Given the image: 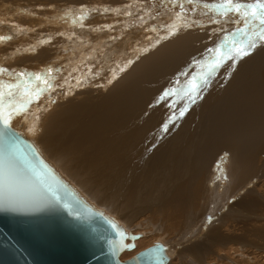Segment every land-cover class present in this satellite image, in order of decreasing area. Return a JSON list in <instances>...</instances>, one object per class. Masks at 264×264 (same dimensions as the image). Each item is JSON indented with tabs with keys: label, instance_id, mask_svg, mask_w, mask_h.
I'll return each instance as SVG.
<instances>
[{
	"label": "rangeland",
	"instance_id": "obj_1",
	"mask_svg": "<svg viewBox=\"0 0 264 264\" xmlns=\"http://www.w3.org/2000/svg\"><path fill=\"white\" fill-rule=\"evenodd\" d=\"M128 3L129 0H0V27H8L10 33L6 36H11V39L0 41V66L9 69L11 73L17 69H25L24 72L27 74L31 72L37 73L38 71V73L42 74L49 60L50 62L51 60H55L52 62L55 63L57 60H60V57H66L64 59H67L71 58L72 55L75 57L74 54H76V59H78L82 54L77 55V53L79 54L80 51L83 49L85 50L88 45L91 44L84 46L85 48L82 46V49L79 48L80 45L78 43L71 44L72 47L68 45L70 48L69 51H66L68 50L66 46L64 50H61V47L58 50L60 54L58 51L56 52V55H58H55L56 58L54 57L55 51L51 52L50 50V52H48L47 50L43 55L37 57L36 53H31L33 52L32 49L28 47L23 48L21 44H34L33 41L39 38L42 39L43 37L51 36L54 38L56 33L60 31L68 32L69 30L68 33H71L77 30L76 33L79 32L81 28L79 25H73L71 20L73 17L81 15V13L76 11L81 5L88 6V8L85 9V18L82 22L85 25L89 24L88 27L91 28L96 27L94 23L97 25H105L109 23V21L115 22L116 19L118 20L119 17H122L119 15L118 11L101 15L99 11H96L97 8L113 6L111 8L120 9ZM161 7L162 6H159V10H164V8ZM69 9H71V11H69ZM65 15L68 17L67 21L64 19ZM121 19L127 20V22H133L130 17H122ZM89 29L84 32V35L93 33V31H89ZM2 30L7 32V29ZM11 32L13 33L11 34ZM107 33L108 32H102L101 36L94 35L93 40L95 43L93 44L99 42L97 39L100 40V42L106 41L108 38L106 35H116V32ZM217 35L221 38L223 33L212 35L211 37H213L214 40L207 42L208 44L203 43L204 45L201 43L204 40H201V42H199L200 40H196L198 41L197 43L195 40L186 39L184 36L179 35L176 38L175 36L173 37L171 45H177L173 48L178 51L181 50L182 52L183 47H185L186 49L184 48V50L190 55L191 53H196L198 47L200 48L201 46L202 48L203 46L201 50L203 52L198 54L199 60L192 63L193 67H191L190 64V69L185 72L189 74V79L197 73H202L205 69V72L208 71L206 57L209 54L206 53V49L213 47L219 42L220 39L216 37ZM177 38H179V40ZM169 39L171 40V38ZM169 39H167L168 42H170ZM159 40L161 41L155 43L156 46L151 44L152 47L144 51L141 50L148 47L143 48L141 45L134 48V51H130L133 47L132 43H138V40L134 42L131 40H122V42L120 41L112 47L105 48V50H103L104 55H96L97 59L100 61L98 66L103 69L99 78L84 83L82 87H73L67 95L64 94L63 89H57L55 92L51 93V97L47 96L49 97V101L43 104L40 103L39 107L33 105L32 111L34 115L40 111L39 114L36 115L39 117L38 121L21 119L22 122L26 124L19 125L23 127L26 135H28L32 141L38 143L44 155L48 157L58 170L60 169L59 164L63 162L64 157L68 155L69 173L76 177V181H74L73 184L78 187L79 185L77 183H82L81 185L83 188L88 191L84 193L87 194L88 199L91 201L92 197L95 196L99 201L100 204L96 203L94 204L95 206L103 209L114 218H117L127 229L142 233L141 236L137 237L135 240V249L125 251L120 255L121 259L132 255L140 248H143L155 240H161L167 244V253L170 255V260L166 264H264V95L262 96V94H264L262 93L264 92V43L258 44V47L255 48L256 50L253 49L250 56L248 55L252 57L256 69L250 71L247 80L249 81L251 78L255 80V83L251 85L254 89L258 87L257 89L260 91V96L252 97V94L249 95L250 92H248L247 97H241V99L244 98L243 101H246L244 102L245 104H242L245 107L247 106L246 104H249L248 107H253L254 105L261 107V111H255L252 114L245 108L248 110L246 112L249 116L254 117L249 120L251 123L248 124L249 127L242 128L235 125L239 120L238 115L235 116V120H233L235 124H232L231 127L225 124H223L224 129L223 125H221L222 127L217 126L219 124L218 122H223L225 120L224 117L228 115V112L220 110L223 115L222 117V115L218 113L219 110L209 109L207 105L209 104L213 107V105L217 103V108L223 109V102L226 98V96H224V91L227 89L215 96L214 100L217 99L214 104L209 101H206L205 104L203 96L204 94H208L209 91L203 92V90H201L200 98L195 104L185 101L183 93L174 97V100L177 102V108L183 106V104L187 102L190 104L187 109L191 110H186L182 118L176 119L177 122L175 121L174 124H170V128L166 133L161 131V125L165 123L163 121L167 120L170 113L168 111L163 112L162 109L166 108L164 106H166L167 102H161L153 112H146L147 115L150 113V116L148 118L145 117L142 122L138 123L140 127L137 132L126 129L124 131L123 129L119 131L118 123L113 125L109 122L106 124V127L97 131L99 134L96 132L91 139H88L89 141L87 144L89 143V146L79 145L77 147L76 144H74V141H79L80 138H83V140L85 139L84 137L86 136L84 133H87L85 131L88 129L85 128V126H88L86 124L92 122H87L88 118L96 116L95 118L99 117L101 120L107 100H109L111 104L114 103L116 106H122L123 99L126 101L128 98H135L134 94H137L138 96L136 97L138 98H144V95L149 92L148 89L151 87L152 90H150V93L152 94L151 97L154 95V98H152L154 100L169 87L175 85L177 88H181L184 86L183 82L186 80L184 79V75L181 74V70H178V72L174 74L170 72V77L164 85H160L161 83L159 81L148 84L153 79H159L164 76L161 69L166 72L174 65L172 64V60L176 57V54H171V48L167 45L166 40ZM93 44L91 45L92 47ZM178 45H181V47ZM187 45L189 49H187ZM178 47L180 49H178ZM21 48H23V50H21ZM128 51L131 53H127ZM204 54L205 56H202ZM32 56L33 58H31ZM102 56L103 58H101ZM168 56L170 58H168ZM150 57L151 61L149 60ZM191 57L188 59L193 60V58L197 56L192 55ZM245 57L242 59L247 62L248 60H245ZM20 58L28 59L26 60L27 62L23 61L24 64L27 65L33 63L35 61L34 58L40 59L37 60L38 63L36 67L24 68L23 62L19 65L17 64L22 60ZM167 58L168 61H166ZM72 59L70 61H73ZM128 60H132L133 62L128 64ZM198 61L200 63H197ZM75 63L78 62H73L71 66H74ZM231 63L233 62L231 61L229 63L228 61L230 69L232 68ZM63 64H59L57 67L62 69H69L71 67L69 62L66 63V66L64 65L62 67ZM54 65H52V67ZM57 67L55 66V68ZM121 68L124 70L121 71ZM194 68L197 69V71H195ZM224 69V74L227 76L226 78L232 77L230 73L228 75V69L225 66ZM55 74L56 73H54V75ZM224 74H220L216 71L213 72L211 76L219 83L223 80L221 76H224ZM211 76H209V80L212 79ZM255 77L257 79H255ZM1 79L3 80V76ZM178 79H182V83L177 84L176 81ZM186 79H188V75ZM227 79H225V81ZM10 80H13V82L15 81V79ZM109 80H111V83L108 82ZM58 81L60 82L59 79H57V83ZM20 84L21 87L23 86L24 88V84L21 81ZM230 84L228 88L231 86ZM0 85L2 91H4L3 81H0ZM156 86L158 89H156ZM216 86L218 85L216 84L214 87ZM253 88L250 90L254 91V94L257 93ZM157 94L159 95L158 97ZM257 97L259 98L257 99ZM50 99L55 100V103H51ZM115 102H117V104ZM196 104L199 106L201 105V109L199 106H196ZM143 110L144 108L139 104L138 109L133 110V114H129H132V118H141ZM167 110H169V108ZM62 113L64 115L59 121L56 116H60ZM213 113H216L218 117L220 115L222 118L221 121L219 120L220 117L218 118ZM247 113H244L245 116H247L245 120L249 117ZM125 114L127 113L119 117ZM78 115L84 118L81 122L78 118V121L76 120L74 123V117H79ZM214 115L217 117L218 124L214 122L216 121ZM17 119L16 121L18 122ZM178 122L180 123L179 125ZM244 124L243 122L241 125ZM132 126V122L129 123V127ZM228 126L230 127V131L227 129L229 128ZM28 128H32L34 131L30 132ZM143 128H145L146 132ZM139 131L141 135H139ZM152 133L156 136L155 138L151 135ZM82 135H84V137ZM136 136H138V138L140 137L139 139L141 140H137ZM167 137L170 138L168 139ZM127 138L128 140L131 138V143L130 140L128 143V140H126ZM144 138L148 140L146 141ZM152 140L155 141V143ZM163 140H166L168 145ZM188 140H190L189 143L193 142L194 145L188 144ZM171 141L173 143H171ZM177 143L180 144V148L175 146ZM129 144L133 145L130 146ZM139 144H141L142 149ZM72 146L76 148L73 149L71 148ZM155 146L158 147L156 148ZM134 147L136 149H133ZM193 147L194 150L191 151ZM174 148L179 151L178 153V151L175 150L178 154H175ZM170 149H172V152ZM154 151L156 152L155 154ZM149 155L152 156V161H149L151 158ZM60 156L63 158L60 162H57ZM154 156H156V158ZM149 163L152 164L153 167H150L148 165ZM140 164L143 165L141 166ZM145 165V170L147 171L144 173L143 168ZM59 171L68 179L66 176L67 173L61 170ZM145 176L147 177L144 178ZM161 187L163 189H161ZM208 217H212L211 222L208 221Z\"/></svg>",
	"mask_w": 264,
	"mask_h": 264
},
{
	"label": "snow or ice",
	"instance_id": "obj_2",
	"mask_svg": "<svg viewBox=\"0 0 264 264\" xmlns=\"http://www.w3.org/2000/svg\"><path fill=\"white\" fill-rule=\"evenodd\" d=\"M159 6L166 9V15H169L171 22L156 25L154 22L162 19ZM191 6V7H189ZM87 5H81L76 11L81 13L80 16L72 18L73 25H79L81 29L87 28L82 21L85 18V9ZM198 9H213L217 15L209 16L207 23L201 19L195 18L197 15L205 16L207 13ZM71 11V9H69ZM101 15L118 11L122 17H130L134 22V26L140 27L144 32H158L164 29L167 35H173V28H176L175 20H182L180 27L185 29L205 28L211 24H218L220 27L211 29L209 38L217 33H223L221 39L213 47L206 49L209 54L206 57L208 71L197 73L183 82L184 86L177 88L175 85L165 89L158 97V102H167L166 106L170 109V115L162 125L161 131L168 132L169 125L174 124L176 119L182 118L188 108V103L195 104L200 98V91L203 86L209 85V76L213 72L219 70L225 63L232 61V67L239 59L250 55L258 44L264 43V0H255V3H238L234 0H221L220 3H202L201 0H129V3L120 9L111 7L97 8ZM67 21L68 17L65 15ZM243 26L235 27L233 31L227 29V24ZM126 24L124 19L115 21L113 24L97 25L89 30L93 32H117L116 35H109L107 41L103 42V46L107 47L121 39L123 33L118 32V25ZM58 36H65L63 31L57 32ZM69 41L77 40L82 46L88 44L77 36L76 32L66 37ZM165 37H158L163 39ZM11 39V36H0V41ZM51 42L52 37L46 38ZM145 39L151 40L152 37L146 36ZM99 52L104 55L103 48L91 47L89 55H81L79 62L70 69L54 68L49 66L45 73H37L34 75L25 72H16L15 81L8 84L7 92L0 90V124L5 130L11 128V121L14 117L22 120L32 119L38 121L39 117L34 115L32 106H40L42 98L47 94L51 97V93L57 89H63L67 95L73 87H82L84 83L91 82L101 76L103 71L98 65L100 61L96 55L92 53ZM133 61L128 60L131 64ZM72 61L69 64L72 65ZM197 63H200L199 61ZM121 71L124 69L121 68ZM66 71V74L64 72ZM9 69L0 67V76L8 73ZM56 73V75H53ZM28 75L25 85L31 83L34 78L37 82L34 87L25 86L21 88L20 81ZM185 77L188 74L183 73ZM59 79L61 82L56 83ZM111 83V80L108 81ZM177 84L182 83L179 79ZM184 94L187 101L183 106L177 108V102L174 100L176 95ZM19 98V99H17ZM51 103L55 100L50 99ZM28 131H34L29 128ZM47 173L44 169L35 167L22 166L15 154L11 151L7 156L0 157V207L19 210L22 206L46 207L51 206L62 200L56 190H53L46 179ZM226 178V177H225ZM212 217H208L211 222Z\"/></svg>",
	"mask_w": 264,
	"mask_h": 264
},
{
	"label": "water",
	"instance_id": "obj_3",
	"mask_svg": "<svg viewBox=\"0 0 264 264\" xmlns=\"http://www.w3.org/2000/svg\"><path fill=\"white\" fill-rule=\"evenodd\" d=\"M10 82L13 80L3 78L6 91ZM16 119H12L8 130L0 124V157L11 151L22 166L44 169L48 184L62 200L46 207L26 205L19 210L0 207V264L169 262L167 244L161 240L121 259V251L134 248L135 239L142 233L127 229L117 218L95 206L87 194L61 174L38 143L15 126ZM17 120L20 125L26 124Z\"/></svg>",
	"mask_w": 264,
	"mask_h": 264
},
{
	"label": "bare ground",
	"instance_id": "obj_4",
	"mask_svg": "<svg viewBox=\"0 0 264 264\" xmlns=\"http://www.w3.org/2000/svg\"><path fill=\"white\" fill-rule=\"evenodd\" d=\"M201 2L202 3H209V4H212V3H220L221 2V0H201ZM234 2H238V3H255V0H234ZM115 4H117V3H115ZM101 5V4H100ZM112 5V4H111ZM111 7H113V6H111ZM123 7V6H122ZM189 7H191V6H189ZM117 8V7H116ZM162 8V7H161ZM160 8V9H161ZM160 11V13H161V17H162V19H159V20H157V21H155L154 23L156 24V25H159V24H161V23H169V22H171L170 21V19H169V15H166V9H164V10H159ZM200 11H203V12H205V13H207V15H205V16H199V15H197L195 18H197V19H201L204 23H207V19H208V17L209 16H213V15H217L218 16V14H217V12L215 11V10H213V9H198V12H200ZM117 13V12H116ZM119 13V12H118ZM52 15V14H51ZM98 15H99V13H98ZM112 15V14H111ZM120 15V14H119ZM54 16V15H53ZM114 17V16H113ZM119 17V16H118ZM45 18V17H44ZM120 19L122 18V17H119ZM119 18H118V20H119ZM117 20V19H116ZM115 20V21H116ZM65 21V20H64ZM126 22H127V20H126ZM91 23V22H90ZM114 22L113 21H109V23H107V24H113ZM175 24L177 25V27L176 28H173L172 29V32L174 33L173 35H167L166 34V32H165V30L164 29H160L158 32H151V31H149V32H144L140 27H138V26H134V22H131V21H129V22H127L126 24H120V25H118V32H120V33H123V35L121 36V39L120 40H118V41H116V42H114V43H111L109 46H107V47H104L103 46V42H100V40H98L97 39V41H99L97 44H93V43H95V41L93 40V38H94V35H99V36H101V34H102V32H93L92 34L90 33H88V34H86V35H84L85 33L84 32H86L87 31V29H89L90 27H87V28H84V29H80L79 30V32H77L76 34H78L77 36L78 37H80L81 39H83L84 41H87L88 42V44H93V46L94 47H96V48H103V50H105V48H108V47H112V46H114V45H116L117 43H119L120 41L122 42V40H124V41H126V40H131L132 42H134V41H136V40H138V43L137 42H134V44L132 43V49H130V51H134V48H136L137 46H139V45H141V47H143V48H146V47H148V48H146V49H142L141 51H144V50H147V49H150V47H152L151 46V44H153V45H155V43H157L156 41H157V38L158 37H165V38H163L162 40H166L167 41V39H169V38H171V40H170V42H168L167 41V45L171 48V54H176L175 56L176 57H174L173 55V62H172V64H174L173 65V67L172 66H170V67H172L169 71H166V72H164L163 71V69H161V71H162V73H163V75L164 76H162V77H160L159 79H153L152 81H150L148 84H150L151 82H160L159 84L160 85H164V84H166V82H167V80L169 79V77H170V72H172V74H174V73H176V72H178V70H181V74H183V73H185L186 71H188L189 69H190V64H191V67H193L192 66V63H194L196 60H199L198 58V54H200V52H203V51H201L202 50V48H203V46H202V48H201V46H200V48L198 47V50H200V51H196V53H191V55L189 54V53H187V51H185L184 50V48L185 47H183V51L181 52V50L180 51H178V50H176V49H174L173 47L174 46H177L176 44L174 45V46H172L171 45V41L173 40V37L175 36V38L177 37V36H184V37H186V39H189V40H200L199 42H201V40H204L203 42H201L202 44L203 43H207V42H209V41H211V40H214V38L213 37H211V38H209V32L211 31V29H214V28H217V27H220V25H218V24H211V25H209L208 27H205V28H203V29H201V28H192V29H185V28H183V27H180V25L182 24V20H180V19H177V20H175ZM89 24H86V26H88ZM94 25H96L97 26V24L96 23H94ZM93 25V26H94ZM48 26V25H47ZM92 26V25H91ZM239 26H243L242 24H240V25H236V24H233L232 22H229L228 24H227V29L229 30V31H233L234 29H235V27H239ZM59 27V26H58ZM63 27V26H62ZM60 28V27H59ZM64 28V27H63ZM92 28V27H91ZM2 29H7L6 31L7 32H4ZM60 29H62V28H60ZM68 29H70V28H68ZM67 29V30H68ZM64 30V29H63ZM77 31V30H76ZM76 31H74V32H76ZM64 33H65V36H58V35H55L54 36V38H52L51 39V42H48L47 41V37H43L42 39H40L39 37V39H36L35 41H33V43L34 44H28V43H23V44H21V45H23V48L24 47H28V48H30V49H32L33 50V52H31L32 54H37V57H40L41 55H43V53H45V52H47V50H48V52H50V50H51V52H54L55 51V54H54V57L56 58V56H58V55H56V52L59 50V48H61V50H64V48H65V46H66V49L68 48V50H66V51H69V46H71V44H76V43H78L79 45H80V47L79 48H83L82 47V45H81V43L77 40L76 42H73V41H69L66 37L68 36V35H66V34H69V35H71V33H68L69 32V30H68V32H66V31H63ZM10 33V30H9V28L8 27H4V26H1L0 27V36H6V35H8ZM13 32H11V34H12ZM54 33H56V32H54ZM109 33V32H108ZM107 33V34H108ZM111 33V32H110ZM115 34H117V32L115 33ZM137 34V35H136ZM183 34V35H182ZM41 35V34H40ZM111 35V34H110ZM146 36H150V37H152V39L151 40H148V39H145V37ZM221 36V35H220ZM103 37H104V35H103ZM106 37H108L107 35H106ZM216 37H218V35L216 36ZM126 38V39H125ZM174 38V39H175ZM179 38H181V37H179ZM179 38H177L178 40H179ZM219 38V37H218ZM217 38V39H218ZM134 39V40H133ZM219 39H221V38H219ZM218 39V40H219ZM217 40V41H218ZM104 41V40H103ZM107 41V40H106ZM159 41H161V40H159ZM180 42V41H179ZM197 43H198V41H196ZM124 43V42H123ZM188 43H190V42H188ZM201 43H199V44H201ZM78 44H77V46H78ZM87 44V45H88ZM122 44V43H121ZM179 44H182V43H179ZM194 44V43H193ZM192 44V45H193ZM208 44V43H207ZM69 45V46H68ZM91 45H88V47L84 50H82V51H80V53L78 54L77 53V55H81V54H83V55H89L90 53H91ZM136 45V46H135ZM149 45V46H148ZM183 45V44H182ZM204 45V44H203ZM68 46V47H67ZM156 46V45H155ZM179 46V45H178ZM44 47H47V48H44ZM72 47V46H71ZM179 47H181V45L179 46ZM178 47V49H180ZM193 47V46H192ZM258 47V46H257ZM23 48H21V50H23ZM85 48V47H84ZM118 48V47H117ZM176 48V47H175ZM110 49V48H109ZM153 49V48H152ZM155 49V48H154ZM186 49V48H185ZM187 49H189V46L187 45ZM80 50V49H79ZM163 50V49H162ZM196 50V49H195ZM254 50H256V49H254ZM130 51H128L127 53H129ZM178 51V52H177ZM191 52V51H190ZM194 52V51H193ZM253 52V51H252ZM58 53L60 54V52L58 51ZM131 53V52H130ZM179 53V54H178ZM207 53V52H206ZM11 54V53H10ZM27 55H29L28 53H26ZM93 55H97V54H99V52H97V53H92ZM168 54V53H167ZM170 54V55H171ZM189 54V55H188ZM251 54V53H250ZM16 55V54H15ZM51 55H53V54H51ZM56 55V56H55ZM75 55V57L73 56V59H72V56H71V58H67V59H64V58H66V57H64V58H62V57H60V60H57V62H55V63H52V62H54L55 60H51V62H50V60L48 61V65H46L45 67H44V71H43V73H45L46 72V70H47V68L49 67V66H52V65H54L53 67L55 68V66L57 67L59 64H63V63H65V64H63L62 65V67L65 65H67L66 63H68L71 59L73 60L72 62H79L78 61V59H76L77 57H76V54H74ZM169 55V54H168ZM197 56V57H195V58H193V60H189L188 58L189 57H191V56ZM34 56V55H33ZM33 56L31 57V58H33ZM48 56V55H47ZM50 56V55H49ZM171 56V57H172ZM202 56H205V54L204 55H202ZM250 56V55H249ZM248 56V57H249ZM35 57H36V55H35ZM245 57L246 59L245 60H248L247 62H245V61H243V59L241 58V59H239L238 60V62H236L235 63V66L234 67H232L231 69H230V66H229V64H228V62H227V65H226V63L219 69V70H217V72L218 73H220V74H224L225 73V69H224V66L228 69V75H229V73L231 74L230 76H232V77H230V78H226L227 76L224 74V76H221V77H223V80L221 81V82H217V81H215V79H213L212 78V76H211V78L212 79H210L209 80V85L208 86H203L202 88H201V90H203V92L204 91H209L208 92V94H204V101H205V104H206V101H209V102H212V104H214L215 103V100L217 99H215L214 100V98H215V96L217 95V94H221V92L222 91H224V90H226V91H224L225 93H224V96H226V98H225V100H224V102H223V104H224V108L222 109V108H217V103L215 104V105H213V107L211 106V105H207V108H212V109H216V110H219V114H221L222 115V112H220V110H225L226 112H228V115H224L225 117H224V121L222 122L221 121V116L219 115V117H220V121L222 122H218L217 123V117H218V115H216V113H217V111H216V113H213V114H215L214 116L216 117V121H214L216 124H218L217 126H221V125H223V124H225V125H230V127L232 126V124H235V122H233V120H235L234 118H235V116L236 115H238L239 116V120L236 122V126L237 127H242V128H245V127H247L248 126V124H251L250 122H249V120L250 119H252V118H254V117H250L249 116V114L246 112V111H248L249 110V112L252 114L253 112H255V111H261V107L259 106H253V107H255V108H253V107H248L249 106V104H246L247 106L245 107L242 103H244V102H246V101H243V99L244 98H242L241 99V97H247V93L248 92H250L249 93V95H251L252 94V97H256V96H260V91L257 89L258 87H256V89H254L253 88V86L251 85V84H254L255 83V80H253L252 78L248 81L247 80V76L250 74V71H254L255 69H256V65L254 64V62H253V60H252V57ZM62 58V59H61ZM101 58H103V56L101 57ZM168 58H170L169 56H168ZM168 58H167V60L166 61H168ZM192 58V57H191ZM203 58V57H202ZM20 59H22L19 63H17L18 65L19 64H21L23 61H26V60H28V59H24V58H20ZM35 59V61L33 62V63H29L28 65L27 64H24V62H23V66H25L24 68H27V67H36V65H37V60L38 59H40V58H34ZM54 59V58H53ZM151 59V57L149 58V60ZM166 59V58H165ZM148 61V60H147ZM151 61V60H150ZM188 61V62H187ZM190 61V62H189ZM27 62V61H26ZM149 62V61H148ZM207 62V61H206ZM231 61H229V63H230ZM166 63H168V62H166ZM241 63H242V65H241ZM45 64V63H44ZM43 64V65H44ZM76 64V63H75ZM232 64V63H231ZM27 65V66H26ZM70 65V64H69ZM199 65V64H198ZM197 65V66H198ZM205 65V64H204ZM22 66V65H21ZM71 66V65H70ZM167 66V65H166ZM1 67V66H0ZM61 67V66H60ZM104 67V66H103ZM169 67V66H168ZM195 67V66H194ZM202 67V66H201ZM18 68H20V67H18ZM58 68V67H57ZM69 68V67H68ZM162 68V67H161ZM203 68V67H202ZM206 68V67H205ZM70 69V68H69ZM167 69V68H166ZM193 69V68H192ZM195 69V68H194ZM206 70V69H205ZM205 70L203 71V72H205ZM259 70V69H258ZM25 71V69L24 70H22V69H17L16 71H12L13 73H11V71L10 72H8V73H5L4 75H2L3 76V78L4 79H6V78H8V79H15V73L16 72H24ZM29 71V70H28ZM191 71H193V70H191ZM195 71H197V69H195ZM35 72H36V70H35ZM39 72V71H38ZM37 72V73H38ZM26 73V72H25ZM37 73H29V74H33V77H34V75L35 74H37ZM42 73V74H43ZM27 74V73H26ZM64 74H66V72H64ZM109 74V73H108ZM53 75H54V73H53ZM56 75V74H55ZM106 75V74H105ZM176 75V74H175ZM177 75H179V74H177ZM196 75V74H195ZM260 75V74H259ZM2 76H0V81H3L2 79H1V77ZM220 76V75H219ZM218 76V77H219ZM182 77V76H181ZM252 77H254V76H252ZM180 78V77H179ZM175 79V78H174ZM184 79L185 80H187L186 79V77L184 76ZM188 79H189V74H188ZM225 79H227L226 81H225ZM233 79V80H232ZM255 79H257L256 77H255ZM28 80V75H26L25 77H24V80H21V82L24 84V87L25 86H27V87H29V88H32V87H34L35 86V84L37 83L36 81H35V79L33 78L32 79V81H31V83L30 84H28V85H25V81H27ZM182 80V79H181ZM180 80V81H181ZM184 80V81H185ZM171 81V80H170ZM232 81V82H231ZM61 82V81H60ZM59 81H58V83H60ZM230 82H231V84H230ZM56 83H57V80H56ZM172 83V82H171ZM132 84V83H131ZM218 85V86H216V87H214L215 85ZM220 84H221V86H220ZM229 84L231 85L229 88H228V86H229ZM128 85V84H127ZM160 85H158V86H160ZM174 85V84H173ZM1 86V85H0ZM220 86V87H219ZM257 86V85H256ZM3 87V86H2ZM157 87V86H156ZM183 87V86H182ZM214 87V88H213ZM219 87V88H218ZM21 88H23V86L21 87ZM152 88V87H151ZM148 89L149 90V92H145L146 94L144 95V98L142 97V98H138V97H136V96H138L137 94H134L135 95V98H128L126 101L123 99V104H122V106H116V105H114V103H112L111 104V102L109 101V100H107V104L105 105V107H104V109H103V111L104 112H102V116H101V120L99 119V117H97V118H95L96 116H94V117H91V118H86L85 120L87 121V122H89V121H92L90 124H86V125H88V126H85V128H88L85 132H87V133H84V135L86 136V137H84V135H82L85 139L83 140V138H80V140L79 141H74V144H76V146L78 147L79 145H82V146H87L88 144H87V142L89 141L88 139H91L92 137H93V135L97 132V131H100L103 127H106V124L107 123H109V122H111L113 125H115L116 123H118V126H119V131H121V129H123V131L126 129V130H133L134 132H137V130H138V128L140 127V124H138L139 122H142L143 120H144V118L145 117H149L150 116V113H149V115H147L146 114V112H153L155 109H156V107L158 106V105H160V103L161 102H158V98H156V99H152V98H154V95L151 97V93H150V90H152V89ZM212 88V89H211ZM220 88H221V90H220ZM251 88H253L257 93H255L254 94V91H251L250 89ZM156 89H158V87L156 88ZM261 89V88H260ZM0 90H2V88L0 87ZM4 91H6V89H4ZM135 91V90H134ZM125 93V92H124ZM128 93V92H127ZM130 93V92H129ZM262 93H264V92H262ZM182 94V93H181ZM246 94V95H245ZM254 94V95H253ZM223 95V94H222ZM264 94H262V96H263ZM48 95L46 94L43 98H42V104L43 103H46L47 101H49V97H47ZM159 95L157 94V97H158ZM127 98V97H126ZM220 98V97H219ZM259 97H257V99H258ZM141 99V100H140ZM202 100V99H201ZM251 100V99H250ZM256 100V99H255ZM260 100L262 101V99L260 98ZM109 101V102H108ZM112 101V100H111ZM198 102V101H197ZM202 102V101H201ZM201 102H200V104H201ZM218 102V101H217ZM251 102V101H250ZM249 102V103H250ZM260 102V101H259ZM258 102V103H259ZM263 102V101H262ZM261 102V103H262ZM72 103H73V101H72ZM116 104H117V102H115ZM203 103V102H202ZM248 103V102H247ZM264 103V102H263ZM141 105L142 106V108H144V110H143V115L141 116V118H132L131 116H132V114H133V110H135V109H138V105ZM222 104V105H223ZM245 104V103H244ZM260 104V103H259ZM189 106H190V104H188ZM202 105V104H201ZM200 105V106H201ZM196 106H199V105H197L196 104ZM199 106V108L201 109V107ZM205 106V105H204ZM264 106V105H263ZM32 107H34V106H32ZM164 107H166L165 109H162L163 110V112H169L170 113V109L169 110H167L168 109V107L167 106H164ZM203 107V106H202ZM206 107V106H205ZM191 108V107H190ZM194 108V107H193ZM243 108V109H242ZM245 108H247L248 110H246ZM260 108V109H259ZM263 108V107H262ZM197 109V108H196ZM159 110V109H158ZM165 110V111H164ZM186 110H188V109H186ZM191 110V109H190ZM190 110H188V111H190ZM206 110V109H205ZM263 110V109H262ZM209 111V110H208ZM39 112L40 111H38L37 112V114H39ZM61 112V111H60ZM156 112V111H155ZM215 112V111H214ZM85 113H87V112H85ZM85 113H84V116H85ZM124 113H127V114H125V115H123V116H121V117H119L120 115H122V114H124ZM129 113H132V114H129ZM159 113V112H158ZM244 113H247L248 114V118L245 120V117H247V116H245V114ZM36 114V115H37ZM57 114V113H56ZM80 114V113H79ZM136 114V113H135ZM195 114V113H194ZM224 114H225V112H224ZM227 114V113H226ZM257 114V113H256ZM255 114V115H256ZM263 114V113H262ZM50 115H51V113H50ZM64 114L62 113V115H58V116H56L58 119H59V121H60V119L62 118V116H63ZM138 115V114H137ZM166 116H168L167 114H165ZM164 115V116H165ZM260 115V114H259ZM258 115V116H259ZM77 116V115H76ZM79 116V115H78ZM151 116H152V113H151ZM237 116V117H238ZM262 116V115H261ZM156 117V116H155ZM161 117H163V116H161ZM209 117H210V115H209ZM218 117V118H219ZM222 117H223V115H222ZM79 118V120H80V122L83 120V118L81 117V116H79V117H74V123L76 122V120ZM214 118V117H213ZM111 119H113V120H111ZM179 119V118H178ZM208 119V118H207ZM231 119V120H230ZM260 119V118H259ZM84 120V121H85ZM97 120H99V121H97ZM151 120V119H150ZM197 120V119H196ZM243 120H245V121H243ZM258 120V119H257ZM78 121V120H77ZM154 121V120H153ZM152 121V122H153ZM213 121V120H212ZM254 121H256V120H254ZM261 121H262V119H261ZM12 122H14V121H12ZM53 122V121H52ZM132 122V124H133V126L132 127H129V123H131ZM163 122H165V121H163ZM162 122V123H163ZM177 122V121H176ZM243 122L245 123L244 125H241V124H243ZM182 123V122H181ZM256 123V122H255ZM13 124V123H12ZM15 126H18L22 131H23V133L26 135V133H25V131H24V129H23V127H21L20 125H18L19 124V122H17L16 120H15ZM180 123L178 122V125H179ZM257 124H258V122H257ZM143 125V124H142ZM147 125H148V123H147ZM153 125V124H152ZM189 125V124H188ZM200 125V124H199ZM215 125V124H214ZM213 125V126H214ZM253 125V124H252ZM150 126V125H149ZM162 126V125H161ZM160 126V127H161ZM257 126V125H256ZM143 127V126H142ZM222 127V126H221ZM221 127H219V128H221ZM229 127V126H228ZM230 127L229 128H227L228 129V131H230L229 129H230ZM249 127V126H248ZM258 127V126H257ZM150 128V127H149ZM170 128V127H169ZM234 128H235V126H234ZM144 129V131L146 132V130H145V128H143ZM154 129V128H153ZM177 129V128H176ZM201 129V128H200ZM209 129V128H208ZM216 129H217V127H216ZM222 129V128H221ZM223 129H224V125H223ZM238 129V128H237ZM253 129V128H252ZM84 130V129H83ZM151 130H152V128H151ZM150 130V131H151ZM197 130V129H196ZM215 130V129H214ZM184 131V130H183ZM217 131V130H216ZM127 132V131H126ZM155 132V131H154ZM156 132H157V130H156ZM211 132V131H210ZM98 133V132H97ZM129 133V132H128ZM158 133V132H157ZM161 133V132H160ZM196 133V132H195ZM205 133V132H204ZM216 133H218V132H216ZM99 134V133H98ZM162 134H163V132H162ZM168 134V133H167ZM198 134V133H197ZM139 135H141V133H140V131H139ZM148 135V134H147ZM151 135H153V133L151 134ZM164 135V134H163ZM185 135V134H184ZM28 138H29V136L28 135H26ZM154 136V135H153ZM158 136V135H157ZM170 136V135H169ZM131 137V136H130ZM137 137V140H141V139H139L138 138V136H136ZM142 137V136H141ZM146 137V136H145ZM149 137V136H148ZM156 136H154V138H155ZM162 137V136H161ZM166 137V136H165ZM182 137H184V136H182ZM189 137V136H188ZM201 137V136H200ZM150 138V137H149ZM163 138V137H162ZM168 138V137H167ZM166 138V139H167ZM170 138V137H169ZM168 138V139H169ZM175 138V137H174ZM185 138V137H184ZM215 138V137H214ZM29 139H31V138H29ZM131 138H129V140H130ZM145 139V138H144ZM157 139V138H156ZM164 139V138H163ZM126 140H128V138L126 139ZM125 140V141H126ZM129 140H128V143H129ZM136 140V139H135ZM146 140V139H145ZM148 140V139H147ZM146 140V141H147ZM155 140V139H154ZM157 140H159V139H157ZM171 140V139H170ZM191 140V139H190ZM190 140H188V144H193L194 145V143L192 142V143H189V141ZM247 140V139H246ZM94 141V140H93ZM145 141V142H146ZM153 141V140H152ZM156 141V140H155ZM155 141H153L154 143H155ZM163 141H165L166 142V140H163ZM168 141V140H167ZM178 141V140H177ZM185 141H186V139H185ZM245 141V140H244ZM243 141V142H244ZM139 142V141H138ZM137 142V143H138ZM141 142V141H140ZM164 142V143H165ZM184 142V141H183ZM197 142H198V140H197ZM220 142V141H219ZM240 142V141H239ZM130 143H131V140H130ZM135 143V142H134ZM144 143V142H143ZM142 143V144H143ZM159 143H162V142H159ZM167 143V145H168V142H166ZM165 143V144H166ZM171 143H173L172 141H171ZM199 143V142H198ZM201 143V142H200ZM242 143V142H241ZM240 143V144H241ZM84 144H86V145H84ZM148 144V143H147ZM130 145V144H129ZM133 145V144H132ZM132 145H130V146H132ZM140 145V148H141V144H139ZM144 145V144H143ZM89 146V145H88ZM148 146V145H147ZM162 146H163V144H162ZM175 146H177L178 148H180V144H178L177 143V145H175ZM182 147H184L183 145H181ZM136 147L138 148V146L136 145ZM143 147V146H142ZM156 147V146H155ZM154 147V148H155ZM158 147V146H157ZM156 147V148H157ZM164 147V146H163ZM169 147V146H168ZM186 147H187V145H186ZM71 148H73V149H75L76 147H71ZM133 149H136L135 147L133 148ZM139 149V148H138ZM142 149V148H141ZM155 150V149H154ZM157 150V149H156ZM159 150V149H158ZM164 150H165V148H164ZM171 150V152H172V149H170ZM175 150H177V149H175L174 148V152H175ZM189 150V149H188ZM192 150H194V147L191 149V151ZM200 150H201V148H200ZM134 151H137V150H134ZM139 151H140V149H139ZM145 151V150H144ZM152 151V150H151ZM178 151V150H177ZM177 151L175 152V154H178L179 153V151H178V153H177ZM185 151V150H184ZM190 151V150H189ZM204 151V150H203ZM170 152V151H169ZM170 152V153H171ZM201 152V151H200ZM121 153V152H120ZM150 153V152H149ZM148 153V154H149ZM156 152L154 151V154H155ZM165 153V152H164ZM185 153V152H184ZM189 153V152H188ZM151 154V153H150ZM153 154V155H154ZM66 155V154H65ZM136 155V154H135ZM147 155V154H146ZM146 155H144V156H146ZM165 155V154H164ZM188 155V154H187ZM68 156V155H67ZM67 156H65L64 157V161L63 162H61L59 165H60V169L59 170H61V171H63L64 173H67V177H68V180L69 181H71L72 183H74V181H76V177L75 176H73V175H71L70 173H69V161L67 160L68 158H67ZM149 156H151V155H149ZM148 156V157H149ZM190 156V155H189ZM210 156V155H209ZM208 156V157H209ZM47 157V156H46ZM94 157V156H93ZM155 158H156V156H154ZM48 158V157H47ZM62 158L63 157H59L58 159H57V162H60L61 160H62ZM140 158V157H139ZM143 158V157H142ZM71 159V158H70ZM152 159V156H151V158H150V160L149 161H152L151 160ZM168 159V158H167ZM166 159V160H167ZM195 159H197V158H195ZM209 159H211V158H209ZM59 160V161H58ZM94 160H96V159H94ZM145 160V159H144ZM146 160H147V158H146ZM213 160V159H212ZM83 161V160H82ZM141 161V160H140ZM148 161V162H149ZM154 161L156 162V160L154 159ZM154 161H153V163H154ZM182 161V160H181ZM184 161V160H183ZM208 161V160H207ZM143 162V161H142ZM145 162V161H144ZM191 162V161H190ZM200 162H201V160H200ZM199 162V163H200ZM206 162V161H205ZM140 163V162H139ZM146 163V162H145ZM82 164V163H81ZM128 164V163H127ZM155 164V163H154ZM153 164V165H154ZM201 164V163H200ZM126 165V164H125ZM130 165V164H129ZM138 165V164H137ZM141 165V164H140ZM143 165V164H142ZM141 165V166H142ZM150 167L152 166V164H148ZM147 165V166H148ZM198 165V164H197ZM212 165V164H211ZM75 166V165H74ZM187 166V165H186ZM146 165L144 166V173H145V171H147V170H145L146 168ZM150 167H148V168H150ZM153 167V166H152ZM163 167V166H162ZM184 167V166H183ZM189 168H190V166H189ZM76 169V168H75ZM88 169V168H87ZM152 169V168H151ZM160 169H162V168H160ZM158 170H159V168H158ZM168 170H169V168H168ZM182 171V170H181ZM149 172V171H148ZM142 173V172H141ZM147 173V172H146ZM158 173V172H157ZM170 173V172H169ZM193 173V172H192ZM79 175V174H78ZM82 175V174H81ZM88 175V174H87ZM144 175H146V174H144ZM167 175V174H166ZM80 176V175H79ZM147 176L149 177V175L147 174ZM147 176H145L144 178H146ZM153 176H155V175H153ZM152 176V177H153ZM191 176V175H190ZM81 177V176H80ZM172 177V176H171ZM154 178V177H153ZM170 178V177H169ZM142 179V178H141ZM152 179V178H151ZM168 179V178H167ZM166 179V180H167ZM150 181V180H149ZM94 182V181H93ZM158 182V181H157ZM162 182V181H161ZM167 182V181H166ZM171 182V181H170ZM79 186V189L81 190V192H83V193H86V192H88L87 190H85L84 188H83V186L81 185L82 183H77ZM163 184H164V182H163ZM84 185V184H83ZM89 185H90V183H89ZM105 185V184H104ZM107 185V184H106ZM161 185V184H160ZM159 185V186H160ZM165 185V184H164ZM76 186V185H75ZM157 187V186H156ZM86 188V187H85ZM105 189V188H104ZM161 189H163L162 187H161ZM180 189V188H179ZM188 189V188H187ZM156 191V190H155ZM177 191H178V189H177ZM164 193V192H163ZM181 193V192H180ZM183 193V192H182ZM108 194V193H107ZM90 195H91V192H90ZM163 195V194H162ZM161 195V196H162ZM180 195V194H179ZM185 195V194H184ZM102 196V195H101ZM164 197V196H163ZM115 198V197H114ZM93 199V200H92ZM92 199H91V201L94 203V204H96V203H99V201L97 200V198L94 196V197H92ZM169 199V198H168ZM133 200V199H132ZM171 201H172V199H171ZM113 202V201H112ZM100 204V203H99ZM166 204V203H165ZM169 204V203H168ZM167 205V204H166ZM170 205V204H169ZM112 212V211H111ZM137 239V238H136ZM135 239V240H136ZM133 249H135V247L134 248H132V249H125V250H123V251H121V253L119 254V257H120V255L121 254H123L125 251H131V250H133ZM123 259V258H122Z\"/></svg>",
	"mask_w": 264,
	"mask_h": 264
}]
</instances>
